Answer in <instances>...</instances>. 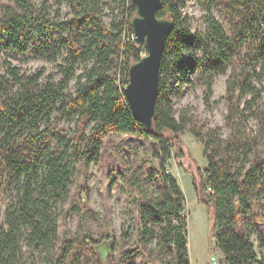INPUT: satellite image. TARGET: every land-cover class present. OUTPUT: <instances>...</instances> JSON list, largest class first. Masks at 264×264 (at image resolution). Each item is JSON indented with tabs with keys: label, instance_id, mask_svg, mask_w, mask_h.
<instances>
[{
	"label": "trees",
	"instance_id": "trees-1",
	"mask_svg": "<svg viewBox=\"0 0 264 264\" xmlns=\"http://www.w3.org/2000/svg\"><path fill=\"white\" fill-rule=\"evenodd\" d=\"M13 1L15 8L0 16V50H11L7 57L35 50L49 59L65 50L66 62L59 64V78L47 75L45 66L28 72L12 60L0 70V202L9 201L4 220L0 214V264H20L26 246L56 251L57 207L69 194L76 164L101 159L107 133H134L167 145L186 131L208 151L207 168L197 165L194 188L214 217L225 263L264 264V230L249 216L254 201L264 198V52L239 51L245 40L252 46L255 35L264 33V0H199L208 12L207 33H194L185 22L183 0H162L158 16L170 17L175 25L162 57L152 130L134 117L125 94L130 65L147 53L133 37V0ZM219 1L241 17L246 34H227L212 12ZM65 4L70 15L62 18ZM235 57L240 67L227 78V135L221 126L197 124L187 107L176 114L174 97L192 75L226 67ZM207 84L208 103L212 80ZM62 119L75 126H60ZM250 119L257 120V131L248 128ZM161 168L165 191L158 199L139 200V246L124 249L122 257L128 261L143 254L154 264H192L186 196L177 178ZM128 236L123 233L125 242ZM77 240L61 245L52 264H101L95 244L102 240L90 235ZM108 260L112 264L115 257Z\"/></svg>",
	"mask_w": 264,
	"mask_h": 264
},
{
	"label": "rangeland",
	"instance_id": "rangeland-1",
	"mask_svg": "<svg viewBox=\"0 0 264 264\" xmlns=\"http://www.w3.org/2000/svg\"><path fill=\"white\" fill-rule=\"evenodd\" d=\"M33 1L35 4H40L44 0ZM50 2L54 3L55 0H50ZM13 7L15 8L13 0H0V16L4 15L8 8ZM110 7L111 5L106 7L105 18L108 21H110ZM56 8L57 6L54 5L53 10L55 11ZM182 9L185 22L194 33L208 32L206 21L208 12L199 0H183ZM212 12L231 37L236 36L240 30L243 35L246 34L241 17L226 1H219L214 5ZM69 15L70 8L65 4L61 8V17ZM254 38L252 46L248 45L249 39L240 46L239 51L242 54L246 51L257 53L263 50L264 52V33L259 31ZM7 52L11 50L3 47L0 50V70L4 69L5 60H12L28 72L45 66L47 75L59 78L61 77L59 64L66 62L65 50L56 54L53 59L35 50H31L24 56L15 55L14 57H7ZM83 63L81 62L78 67V74L83 70ZM236 67H240L237 57L221 69L205 74L201 71L195 73L191 76L192 82L181 88L178 83L176 86L182 93L174 97L176 114L179 115L180 111L187 107L197 124L221 126L223 134L227 135L229 132L225 119L228 112L225 97L227 78ZM260 68L259 63L255 69L259 71ZM209 80L213 83V94L207 103L205 91ZM75 84L74 79L70 90H75ZM251 96L249 94L246 98L249 99ZM58 123L66 128L75 126V122L65 119L59 120ZM258 127L257 120L250 119L248 128L257 131ZM101 150L102 156L99 161L76 164L69 194L57 207L59 237L56 251L47 254L43 249L34 250L26 246L20 264H52L51 257L60 250L61 245L69 240L78 241L79 239L80 241L86 235L99 241L109 237L117 240L111 254L115 257L112 264H154L143 254L133 255L128 261L124 260L122 251L139 246L137 235L139 200L146 197L158 199L165 191L160 179L163 171L162 164L168 173L170 172L177 178L186 196L184 215L188 223L191 263L214 264L216 261L218 263L215 264H226L224 253L218 247L213 233L214 217L208 205L198 198L194 188L195 179L199 180L197 165L202 170L207 168L208 151L190 131L183 133L179 142L171 141L167 145L139 134L110 132L104 136ZM8 203L9 201L0 202V214L3 220ZM262 214H264V198L261 197L256 202L254 201L249 216L257 219L258 223L255 226L264 230V218L259 216ZM243 229L247 230V226ZM124 232H129L127 242L122 237ZM251 236L258 245L257 236L255 234ZM258 250L262 249L258 248Z\"/></svg>",
	"mask_w": 264,
	"mask_h": 264
},
{
	"label": "water",
	"instance_id": "water-1",
	"mask_svg": "<svg viewBox=\"0 0 264 264\" xmlns=\"http://www.w3.org/2000/svg\"><path fill=\"white\" fill-rule=\"evenodd\" d=\"M133 2L137 7L131 22L134 39L139 44H145L147 53L130 65L125 94L134 117L142 122L146 129L152 130L159 95L162 57L175 24L170 17L158 16L162 0ZM115 242V238L110 237L95 244V251L101 259V264L108 262Z\"/></svg>",
	"mask_w": 264,
	"mask_h": 264
},
{
	"label": "built area",
	"instance_id": "built-area-1",
	"mask_svg": "<svg viewBox=\"0 0 264 264\" xmlns=\"http://www.w3.org/2000/svg\"><path fill=\"white\" fill-rule=\"evenodd\" d=\"M133 37H134V33H133ZM215 263H218V262L215 261L214 264H215Z\"/></svg>",
	"mask_w": 264,
	"mask_h": 264
},
{
	"label": "bare ground",
	"instance_id": "bare-ground-1",
	"mask_svg": "<svg viewBox=\"0 0 264 264\" xmlns=\"http://www.w3.org/2000/svg\"><path fill=\"white\" fill-rule=\"evenodd\" d=\"M134 31V30H133ZM134 33V32H133ZM128 84V83H127Z\"/></svg>",
	"mask_w": 264,
	"mask_h": 264
},
{
	"label": "flooded vegetation",
	"instance_id": "flooded-vegetation-1",
	"mask_svg": "<svg viewBox=\"0 0 264 264\" xmlns=\"http://www.w3.org/2000/svg\"><path fill=\"white\" fill-rule=\"evenodd\" d=\"M110 238V237H109Z\"/></svg>",
	"mask_w": 264,
	"mask_h": 264
}]
</instances>
